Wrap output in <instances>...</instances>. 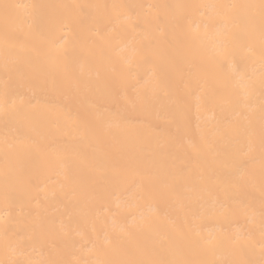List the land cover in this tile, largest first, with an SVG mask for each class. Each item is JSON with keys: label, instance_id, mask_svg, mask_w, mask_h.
Masks as SVG:
<instances>
[{"label": "bare ground", "instance_id": "bare-ground-1", "mask_svg": "<svg viewBox=\"0 0 264 264\" xmlns=\"http://www.w3.org/2000/svg\"><path fill=\"white\" fill-rule=\"evenodd\" d=\"M0 264H264V0H0Z\"/></svg>", "mask_w": 264, "mask_h": 264}]
</instances>
